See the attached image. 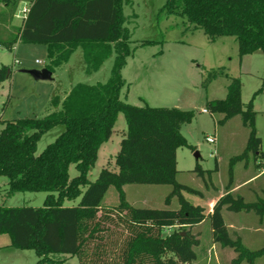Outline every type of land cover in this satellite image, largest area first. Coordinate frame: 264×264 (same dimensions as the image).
I'll return each mask as SVG.
<instances>
[{
  "label": "trees",
  "instance_id": "1",
  "mask_svg": "<svg viewBox=\"0 0 264 264\" xmlns=\"http://www.w3.org/2000/svg\"><path fill=\"white\" fill-rule=\"evenodd\" d=\"M20 1L0 0V30L11 24ZM28 12L15 31L3 36L0 43L11 46L17 41L44 43L48 46L53 72L70 60L81 48L86 72L101 68L116 53L111 75L106 82L77 83L61 98L52 97L57 108L44 117H24L4 121L0 128V177L8 178L7 192H47L42 206L10 207L0 204V233H7L17 248L34 249L35 264L63 261L58 257L78 256L80 264H194L195 247L200 239L191 228L209 218L213 241L233 248L238 256L232 264L247 259L254 262L264 255V246L249 249L241 238L231 236L223 209L253 211L264 217V198L247 201L235 194L233 168L225 193L212 211L186 199L184 192L203 196L199 189L177 180V151L187 146L182 124L194 117L192 110L133 105L121 98L126 80L122 69L132 53V32L126 26L124 5L131 0H26ZM3 6V8H1ZM24 8V7H23ZM160 15H180L193 28H201L211 41L235 36L241 56L264 53V0H167ZM143 40L141 45L153 43ZM225 72L211 71L207 81ZM11 76L8 66L0 67V85ZM241 80L231 78L227 96L207 103L212 112L222 113L220 123L241 115L250 128L244 151L231 163L247 159L250 154L264 160L262 139L256 128L253 99L244 105ZM258 90L255 94H257ZM120 113L125 115L127 130L116 154L114 167H104L95 181L89 171L95 165L101 145L113 135ZM63 125L65 130L54 142L37 154L43 134ZM75 165L78 175L70 176ZM204 176L200 163L194 169ZM169 184L178 209L140 208L125 197L126 184ZM119 191V203L102 207L109 188ZM78 203L66 205V201ZM189 227V228H187ZM169 230L168 234L164 232Z\"/></svg>",
  "mask_w": 264,
  "mask_h": 264
},
{
  "label": "rangeland",
  "instance_id": "2",
  "mask_svg": "<svg viewBox=\"0 0 264 264\" xmlns=\"http://www.w3.org/2000/svg\"><path fill=\"white\" fill-rule=\"evenodd\" d=\"M166 1L131 0V4L124 5L126 26L132 32V53L122 69L127 83L122 88L121 98L138 106L148 104L194 112L192 120L180 127L188 145L177 151V180L203 192V196L184 192L191 203L204 206L207 212L212 211L215 202L225 193L231 167L232 191L235 194L242 195L247 201L264 198V160L250 154L247 159L231 163L234 156L244 151L250 128L244 125L241 115L220 123L224 115L210 111L207 106L209 100L225 98L231 78H239L244 105L254 97L256 128L264 151V53L257 51L241 56L235 36H222L211 41L201 28L191 27L185 17L160 15ZM25 5L30 3L26 0L19 2L12 23L0 30L3 36L15 31L12 26L22 24ZM143 40L154 42L141 45ZM115 57L113 52L99 70L87 73L83 51L79 48L68 62L54 67L51 79H36L28 71L46 68L49 63L47 44L17 41L8 46L0 43V67L8 66L11 71V76L0 85V128L4 126V121L46 116L57 109L51 103L52 97L59 95L64 98L77 83L106 82ZM222 68L223 75L206 82L211 71ZM64 130L63 125H58L43 134L36 153L40 154ZM126 130L125 115L120 113L113 135L101 145L97 161L89 171L91 181L97 179L104 167H114ZM208 136H215L217 142L210 143ZM197 163L211 173L198 175L194 171ZM69 172L71 177L79 173L75 165L70 167ZM7 188L8 178L0 177V204L5 206L39 207L47 196V192L35 191L9 195ZM172 189L169 184L132 183L123 187L126 199L136 207L178 209L177 197L170 204L165 201ZM119 198V191L111 186L102 207L117 205ZM76 203L78 200L65 202L66 205ZM223 216L232 237L239 236L250 250L264 246V217L261 221L253 211L235 212L227 208L223 209ZM191 231L201 241L200 246L195 247L198 257L194 264H232L238 256L233 248L222 247L213 241L209 218ZM164 233L168 234L169 230ZM38 258L34 249L14 247L9 234L0 233V264H35ZM58 258L65 260L53 264H80L78 256ZM239 264H264V255L254 262L244 259Z\"/></svg>",
  "mask_w": 264,
  "mask_h": 264
},
{
  "label": "water",
  "instance_id": "3",
  "mask_svg": "<svg viewBox=\"0 0 264 264\" xmlns=\"http://www.w3.org/2000/svg\"><path fill=\"white\" fill-rule=\"evenodd\" d=\"M28 72L31 73L36 79H51L53 74V72L48 68H45L43 70H30ZM196 156H199L198 152H196Z\"/></svg>",
  "mask_w": 264,
  "mask_h": 264
},
{
  "label": "built area",
  "instance_id": "4",
  "mask_svg": "<svg viewBox=\"0 0 264 264\" xmlns=\"http://www.w3.org/2000/svg\"><path fill=\"white\" fill-rule=\"evenodd\" d=\"M22 12L24 13V17H25V15H26L27 12H28V7H27V6L24 7V8L22 9ZM39 62H41V61H39ZM205 111H207V110L205 109ZM207 140H208L210 143H216V142H217V139H216L215 136H208V137H207Z\"/></svg>",
  "mask_w": 264,
  "mask_h": 264
},
{
  "label": "crops",
  "instance_id": "5",
  "mask_svg": "<svg viewBox=\"0 0 264 264\" xmlns=\"http://www.w3.org/2000/svg\"><path fill=\"white\" fill-rule=\"evenodd\" d=\"M27 5L23 6V7H26Z\"/></svg>",
  "mask_w": 264,
  "mask_h": 264
}]
</instances>
